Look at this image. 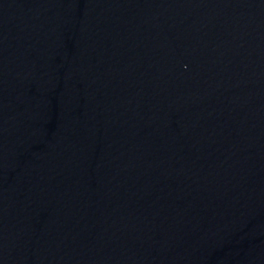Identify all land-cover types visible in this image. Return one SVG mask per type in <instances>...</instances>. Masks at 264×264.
<instances>
[{
  "label": "water",
  "instance_id": "obj_1",
  "mask_svg": "<svg viewBox=\"0 0 264 264\" xmlns=\"http://www.w3.org/2000/svg\"><path fill=\"white\" fill-rule=\"evenodd\" d=\"M0 264H264V0H0Z\"/></svg>",
  "mask_w": 264,
  "mask_h": 264
}]
</instances>
